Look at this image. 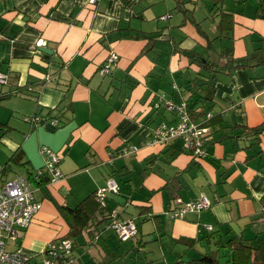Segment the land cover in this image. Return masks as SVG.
<instances>
[{"label":"crops","instance_id":"0c3cea01","mask_svg":"<svg viewBox=\"0 0 264 264\" xmlns=\"http://www.w3.org/2000/svg\"><path fill=\"white\" fill-rule=\"evenodd\" d=\"M177 1L0 0V74L7 76L0 82V95L21 91L36 100V125L22 143L10 146L14 152L23 150L27 175L18 177L32 181L42 202L28 228L9 242V250H21L41 264L46 246L74 230L71 264H119L127 257L134 264H172L208 250L216 254L225 239L239 234L264 240V133L259 141L247 133L234 138L243 132L241 125L255 128L264 122V65L252 62L207 82L182 51L211 59L217 51L208 48L205 35L183 12H174L181 15L177 26L167 24L173 12L162 19L181 5ZM255 1L244 6L240 0L225 2L244 13L234 16L229 52L235 57L261 45L257 41L264 35V21L253 18L256 6L247 10ZM201 3L191 14L210 37ZM222 41L213 45L227 51ZM110 52L118 60L105 74L101 67ZM169 103L184 104L193 124H219L209 131L213 135L204 158L195 159L181 137L152 144L156 128L180 121ZM5 125L0 119V126ZM0 139L9 143L11 138ZM41 146L60 156L62 176L57 180L44 169ZM131 147L137 151L124 153ZM110 177L120 190L99 202L106 213L97 209L86 224L90 228L78 235V217L69 209L93 197ZM42 178L45 185H36L34 180ZM202 195L210 206L171 216L181 203ZM108 213L111 219L98 223ZM114 218L139 224L137 236L120 243L111 227ZM150 234L154 237L146 241ZM139 240L143 245L137 247ZM151 241L158 245L151 252L158 259L132 257V250L145 252ZM130 258L122 264H130Z\"/></svg>","mask_w":264,"mask_h":264},{"label":"built area","instance_id":"2783aa9c","mask_svg":"<svg viewBox=\"0 0 264 264\" xmlns=\"http://www.w3.org/2000/svg\"><path fill=\"white\" fill-rule=\"evenodd\" d=\"M99 0H90L96 3ZM117 55L112 53L108 62L102 67L101 71L105 74L110 73L111 65L115 64ZM7 76L0 74V82L5 83ZM169 108L180 113V121L175 126L161 125L156 128L152 139V144H163L169 139L181 137L184 140V148L192 150L198 157L205 155L203 149V136L209 130L190 122L188 114L185 112L184 104H168ZM137 147H131L124 153H133ZM44 154L46 165L45 171L52 175L54 180L62 176L59 169L60 156L48 147L41 150ZM41 171V170H40ZM37 177V176H36ZM32 181L17 177L15 179H3L0 175V264H36L32 257L23 253L21 250H9V242L16 241L21 232L28 228L33 216L42 209V202L36 199ZM120 186L114 177L107 179L106 184L97 190V198L103 201L108 193H117ZM181 203V200H177ZM210 206V202L205 195L199 200L181 203V207L172 213V217H183L188 211H201ZM111 227L118 234L122 242L135 238L138 234L136 222L133 220H120L114 218ZM73 244L70 239L54 241L48 244L44 250V258L41 264H71L73 258Z\"/></svg>","mask_w":264,"mask_h":264},{"label":"trees","instance_id":"16d2710c","mask_svg":"<svg viewBox=\"0 0 264 264\" xmlns=\"http://www.w3.org/2000/svg\"><path fill=\"white\" fill-rule=\"evenodd\" d=\"M179 1V0H178ZM177 1V2H178ZM197 1V2H196ZM202 2L201 4L205 6L207 9L206 12V18L213 24L216 25L218 35L215 36L214 38H210L208 34L204 31H201L202 24L201 22L197 21L196 18L192 17L191 12L194 11L195 4L198 2ZM181 5L175 6V8L171 9L168 14L162 16V19H167L171 16V13L175 11H181L184 14H186V17L189 18L191 23H193L194 27L196 29H199L202 35H205L206 40L208 41V48L210 50H216L217 54L214 56L215 59H211L210 56L197 53L194 51H182L184 55L191 61L192 64H196L198 68V72L203 70L204 76H207L206 80L207 82H215V79L217 78L218 73H229L231 71L237 70V69H242L251 66L250 63L255 62L254 66H261L264 65V35L261 36V38L257 41L260 42V47L255 48L254 53H247L245 56L242 57H235L232 52L227 51H218L213 45V42L215 40H220L222 41L223 39H233V31H234V26L236 24L235 21V14H244L242 11L237 12L232 8H229L225 5L226 0H180L179 1ZM247 0H240V3L244 6ZM256 9L255 13L253 15L254 19L262 20L264 21V0H256ZM207 3H212V5H208ZM96 4V3H95ZM188 12V13H187ZM192 17V18H191ZM167 21V20H165ZM231 35V36H230ZM147 34H143L142 32V37L146 38L148 40L149 38L147 37ZM207 49V50H209ZM175 51V50H174ZM115 52H110L108 57L106 58V61L108 62V59L110 55ZM117 55V54H116ZM117 60H118V55H117ZM117 60L115 64L111 65V68H113L117 64ZM103 67V66H102ZM101 67V69H102ZM9 95L7 94H1L0 95V101H2L5 97ZM179 115L180 113L177 112ZM209 127V131L211 132L212 128H216L217 125H219L216 122H213L212 120H209L207 122ZM242 126V131L239 132V135L235 136L234 138L240 139L242 138V135H248V137H251L252 140L259 141L261 140L263 133H264V122L255 127V128H248L246 125H241ZM203 127V126H202ZM206 127V128H207ZM211 127V128H210ZM3 129V126H0V130ZM210 132L204 133V138H203V149L205 150V155H206V148L205 144H208L210 141L209 138L213 135ZM208 142V143H207ZM43 147H41L42 150ZM23 150L20 148L16 151L15 156L16 158H13L14 162L19 164L17 156H21L20 153H22ZM194 151L190 152L191 154ZM195 155V154H194ZM203 157H198L194 156L196 159L198 158H204ZM44 156V154H43ZM45 158V157H44ZM21 165H24V163H20ZM8 167H12L8 163L0 170V175L5 179L7 177V171ZM11 180V179H8ZM36 185L42 186L45 185L46 180L42 178L41 180H34ZM91 200V201H90ZM101 201H98L97 198V191L96 193L93 194V197L90 199L84 200L78 205V208L75 210H72L71 208L69 211L73 213L74 215L76 214L78 219L75 218L76 221H78V235L82 232V230H86L90 228V226H86L87 222L92 218V216L95 214V211L97 209L102 210L104 213L105 207H102L103 205L99 203ZM99 207V208H98ZM181 207V206H180ZM63 211V209H61ZM106 213V211H105ZM104 218H101L98 223L103 222L105 219L110 220L111 219V213L104 214ZM138 232H139V224H137ZM97 227V226H95ZM213 227L212 226H206L207 230H211ZM92 231L96 232L97 230L92 229ZM117 234V233H116ZM75 235V231L72 230L69 232L68 236L73 238ZM118 236V234H117ZM68 238H60L55 241H62V240H67ZM214 233L211 234V236L208 238L210 241L213 239ZM119 238V237H118ZM119 242L121 243L122 241L119 239ZM123 243V242H122ZM73 244V249H74V243ZM143 245V242L139 240L136 243L137 247H140ZM218 252L216 254H213L209 250L205 253L200 254L198 257L195 258H189L187 257V260H177L173 262L172 264H264V240L260 238H252V239H246L243 237L242 234H239L237 236L225 239L223 243H221L218 246ZM133 252L136 253L138 249L132 250ZM224 258L225 262H222L221 259Z\"/></svg>","mask_w":264,"mask_h":264},{"label":"rangeland","instance_id":"374dc122","mask_svg":"<svg viewBox=\"0 0 264 264\" xmlns=\"http://www.w3.org/2000/svg\"><path fill=\"white\" fill-rule=\"evenodd\" d=\"M233 1V0H232ZM233 3V2H232ZM171 4H174V1H171ZM255 3H252L250 6L247 7L248 12H251L253 9H255ZM197 15H200V9L198 10ZM181 18V15L173 14V17L171 18V23L167 22L168 26L175 25L177 26L179 24V20ZM164 25V24H163ZM205 29L209 32L210 38H214L218 35L217 30L215 29V25L212 24L209 20L207 22L203 23ZM233 40L226 39L223 40L222 43L225 46V50H231V43ZM14 96V97H13ZM18 96H22L24 99L19 98ZM13 97V98H12ZM10 98H12L10 100ZM26 99V100H25ZM36 105V100L32 97H30L28 94L19 93L15 94L12 93V96L5 97L2 101H0V119L1 121H4L6 123L5 126H3V129L0 130V135H4L5 137L11 138L9 140V143L4 142L2 139H0V170L8 163L12 167H8L7 171V178L9 179H15L18 176L26 177V165L23 167L20 163L23 162V159L25 156L24 153H20L21 156H17L19 164L14 162L13 158H16L15 153L11 148V144H16L15 141H23L24 138L27 137L28 133L31 131V129L36 125L33 122V118L35 117V110L32 109ZM31 119L30 122H27V119ZM0 136V137H1ZM12 141V142H11ZM19 145V144H18ZM44 147V146H41ZM40 147V151H41ZM20 149V148H18ZM42 159L44 161V167L46 165V160L42 156ZM154 237L152 234L144 236L146 241H150L149 238ZM151 243V244H150ZM150 244L147 247V250L145 252H136L133 253L132 251V257L134 259L141 258V262H145L146 260H153L158 259V255H152V250L158 246L154 242H148ZM198 257V256H197ZM130 257L124 258L119 261V264H122L124 262H127V259ZM147 258V259H146ZM131 259V258H130ZM222 262H225V259H221ZM135 260L133 261L131 259L130 264H134ZM70 264V263H69ZM78 264V262H77ZM159 264V263H158Z\"/></svg>","mask_w":264,"mask_h":264}]
</instances>
